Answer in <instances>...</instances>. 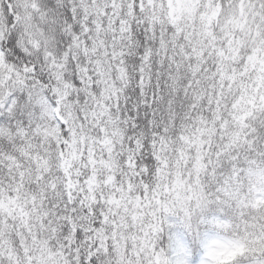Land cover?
Listing matches in <instances>:
<instances>
[{"label":"snow or ice","instance_id":"1","mask_svg":"<svg viewBox=\"0 0 264 264\" xmlns=\"http://www.w3.org/2000/svg\"><path fill=\"white\" fill-rule=\"evenodd\" d=\"M0 264H264V0H0Z\"/></svg>","mask_w":264,"mask_h":264}]
</instances>
